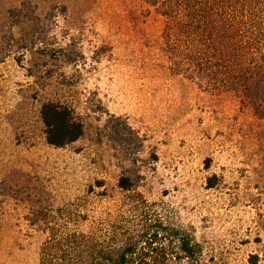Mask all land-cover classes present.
Here are the masks:
<instances>
[{
	"label": "rangeland",
	"instance_id": "374dc122",
	"mask_svg": "<svg viewBox=\"0 0 264 264\" xmlns=\"http://www.w3.org/2000/svg\"><path fill=\"white\" fill-rule=\"evenodd\" d=\"M165 1L0 0V264H110L104 237L129 264H264V120L171 70ZM48 102L77 143L47 144Z\"/></svg>",
	"mask_w": 264,
	"mask_h": 264
},
{
	"label": "trees",
	"instance_id": "16d2710c",
	"mask_svg": "<svg viewBox=\"0 0 264 264\" xmlns=\"http://www.w3.org/2000/svg\"><path fill=\"white\" fill-rule=\"evenodd\" d=\"M236 2H163L165 53L175 74L197 83L212 95L238 97L252 105L264 120V4L252 12L249 0ZM41 119L47 144L55 149L67 148L84 135L83 124L68 106L45 103ZM216 179L214 176L208 180L209 189L216 187ZM136 186L137 179L127 175H122L118 184L123 192L135 191ZM62 227L53 228L52 232L59 233ZM78 245L75 244L74 250L80 251ZM135 248L130 238L96 240L98 256L110 264H129ZM184 249L191 252L189 244ZM257 259L252 256L250 264H258Z\"/></svg>",
	"mask_w": 264,
	"mask_h": 264
}]
</instances>
